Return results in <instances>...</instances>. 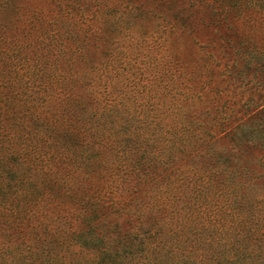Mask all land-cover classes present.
<instances>
[{
	"label": "trees",
	"instance_id": "trees-1",
	"mask_svg": "<svg viewBox=\"0 0 264 264\" xmlns=\"http://www.w3.org/2000/svg\"><path fill=\"white\" fill-rule=\"evenodd\" d=\"M186 1L264 29V0ZM189 8L0 0V264H264V97L184 63ZM232 43L226 80L264 87Z\"/></svg>",
	"mask_w": 264,
	"mask_h": 264
},
{
	"label": "rangeland",
	"instance_id": "rangeland-1",
	"mask_svg": "<svg viewBox=\"0 0 264 264\" xmlns=\"http://www.w3.org/2000/svg\"><path fill=\"white\" fill-rule=\"evenodd\" d=\"M185 1L176 0L181 7L189 8L190 3ZM197 9L200 11L189 8L187 14L181 13L184 18L182 26L187 30V39L182 52L184 63L192 68L194 64L215 63L213 68L215 75L210 80V89L217 92L220 90L221 101L226 102L230 107H240L251 97L256 100L264 97V87H257V83L255 84L257 80L248 78L241 79L240 82H229L224 75L228 66L237 63V56L232 48L233 41L239 40L264 55V29L238 27L229 30L225 24L214 18L211 10L201 6ZM217 150L225 154L228 148L225 144H220Z\"/></svg>",
	"mask_w": 264,
	"mask_h": 264
}]
</instances>
